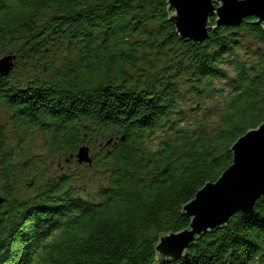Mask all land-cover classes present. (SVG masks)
<instances>
[{
	"label": "trees",
	"instance_id": "obj_1",
	"mask_svg": "<svg viewBox=\"0 0 264 264\" xmlns=\"http://www.w3.org/2000/svg\"><path fill=\"white\" fill-rule=\"evenodd\" d=\"M167 1L0 0V58H16L0 78V112L19 149L38 133L74 161L80 146L100 142L87 167L102 183L98 199L79 195L67 175L19 199L39 169L16 163L0 125V264H264V195L185 257L160 260L154 250L161 235L189 227L183 206L264 122L263 26L249 17L186 42ZM246 40L256 49L241 59Z\"/></svg>",
	"mask_w": 264,
	"mask_h": 264
},
{
	"label": "water",
	"instance_id": "obj_2",
	"mask_svg": "<svg viewBox=\"0 0 264 264\" xmlns=\"http://www.w3.org/2000/svg\"><path fill=\"white\" fill-rule=\"evenodd\" d=\"M235 2L240 4L247 0ZM223 3L227 4V0H221L218 4L214 0L212 15L203 25H194L199 0H168L167 4L172 11L169 22L180 39L198 45L208 39L210 30L215 32L223 26L238 27L249 17L256 18V24L262 25L264 30V21L258 14H264V0H251L249 9H236L230 15H224ZM210 18H215L211 27ZM0 59L7 62L8 72L4 75L7 76L13 71L15 55L9 54ZM235 142L230 149L232 163L229 167L216 182H208L197 190L195 197L183 206L182 214L190 219L189 227L159 238L154 250L160 260L174 261L185 257L186 249L195 244L198 238L226 226L233 215L251 211L257 199L264 195V122ZM89 152L88 146H80L76 161L79 164H92ZM1 203L3 201L0 199Z\"/></svg>",
	"mask_w": 264,
	"mask_h": 264
},
{
	"label": "rangeland",
	"instance_id": "obj_3",
	"mask_svg": "<svg viewBox=\"0 0 264 264\" xmlns=\"http://www.w3.org/2000/svg\"><path fill=\"white\" fill-rule=\"evenodd\" d=\"M255 42L252 40H246L242 43L241 49L239 52V58L244 59L248 54L249 50L256 49ZM20 67V66H19ZM16 68V71L13 74V78L20 77L23 73L22 70ZM225 68L232 74V68L230 65H226ZM218 88L221 89H228L226 88V84L223 82H216ZM204 106L211 109L210 114H214L215 108L209 104V102H204ZM193 112V113H192ZM195 111L190 112L186 116V123H193L194 121L191 120L192 116H195ZM198 115V114H197ZM209 113L206 112V116ZM0 125L6 129V133L8 136V140L10 143V147L15 153L16 163H22L28 161L34 167L39 169L40 177L37 178V181L27 182L24 185V189L20 191L16 197L22 200H27L34 198V196L40 191V188L43 186V183L47 181H53L56 178L62 176H69L72 184L74 185L75 189L78 190L79 195L87 197V198H97L98 199V191L101 187V173L100 171H95L93 167H87L86 164H79L78 161L69 158L68 152H64V154H57L54 151H51L45 147V139L44 136L41 134H33L28 137L29 144L25 148V150L19 149L17 134L15 133L14 129H12V125L10 122V117L6 114V112H0ZM159 134L157 138L152 141L153 146L156 145L157 141L162 138V134ZM99 145L100 142H94L89 144V148H91L89 155L92 157L93 154L96 156L99 154ZM69 158V159H68ZM39 179V180H38ZM32 182V183H31ZM101 184H100V183ZM15 197V198H16Z\"/></svg>",
	"mask_w": 264,
	"mask_h": 264
},
{
	"label": "snow or ice",
	"instance_id": "obj_4",
	"mask_svg": "<svg viewBox=\"0 0 264 264\" xmlns=\"http://www.w3.org/2000/svg\"><path fill=\"white\" fill-rule=\"evenodd\" d=\"M221 0H215V3H220ZM251 0H247L246 3L237 4L235 0H227V4L223 3L224 15H230L236 9H249L251 7ZM214 8V0H199L198 11L195 18L193 19L194 25H203L207 21V18L212 15ZM221 13V10H220ZM219 13V14H220ZM248 14V12H245ZM261 15V20L264 21V14ZM221 16V15H220ZM183 18V17H179ZM8 72L7 62L0 59V78H2ZM167 243H169L167 241Z\"/></svg>",
	"mask_w": 264,
	"mask_h": 264
}]
</instances>
